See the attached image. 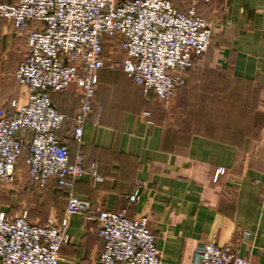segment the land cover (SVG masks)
<instances>
[{"label": "crops", "instance_id": "1", "mask_svg": "<svg viewBox=\"0 0 264 264\" xmlns=\"http://www.w3.org/2000/svg\"><path fill=\"white\" fill-rule=\"evenodd\" d=\"M192 2L213 26L206 58L187 72L167 106L145 96L123 71L101 68L81 141L73 140L69 121L56 137L69 147L71 160L81 155L84 169L96 165L103 179L67 178L65 189L87 200L91 214L124 209L129 217L146 215L163 264H192L196 246L213 238L231 244L249 264H264V0ZM25 51L23 35L0 18V105L27 99L26 86L13 77ZM50 97L72 115L80 90L71 83ZM8 112L14 108L8 105ZM29 138L27 133L22 156L26 177ZM218 168L224 172L216 177ZM138 187L139 200L130 203L128 195ZM43 188L61 192L59 220L65 189L55 178ZM88 214L69 217L59 264H98L103 241Z\"/></svg>", "mask_w": 264, "mask_h": 264}, {"label": "built area", "instance_id": "2", "mask_svg": "<svg viewBox=\"0 0 264 264\" xmlns=\"http://www.w3.org/2000/svg\"><path fill=\"white\" fill-rule=\"evenodd\" d=\"M210 1V0H204ZM0 18L11 20L23 35L24 58L13 73L26 86L27 99L0 105V184L12 181L23 156L30 183L43 187L49 178L69 187L67 178H103L96 165L84 169L81 155L70 158L69 147L56 131L69 121L73 140L81 141L84 123L93 111L97 72L105 67L104 42L114 40L123 52L109 67L123 71L145 96L167 103L184 84L186 72L204 58L212 37V23L199 14L194 2L180 9L176 0H18L0 1ZM74 83L80 101L74 114L52 104L51 91ZM149 111L144 112L148 116ZM151 123V121H149ZM224 168L216 170V177ZM63 216L44 223L31 221L27 212H0V264H59L60 249L69 239V217L90 213V204L69 189ZM140 189L128 195L139 200ZM91 214V213H90ZM95 232L103 241L98 264H163L148 217H129L124 209H96ZM192 264H249L231 244L215 238L198 244Z\"/></svg>", "mask_w": 264, "mask_h": 264}, {"label": "rangeland", "instance_id": "3", "mask_svg": "<svg viewBox=\"0 0 264 264\" xmlns=\"http://www.w3.org/2000/svg\"><path fill=\"white\" fill-rule=\"evenodd\" d=\"M176 1H181L185 7L189 3V0ZM103 49L105 54V67L110 68L109 66L114 61L121 59L123 56V52L119 48L118 43L114 40L107 39L104 42ZM208 52L209 48L203 59L206 58ZM200 61L189 70L200 65ZM158 103L167 106V103L160 101ZM233 117L237 116H228L229 120H232ZM241 117L248 118L249 116ZM15 171L12 181L0 184V211L10 214H18L25 211L33 222H46L49 218L56 217L61 206V192L57 189L41 188L37 184L30 183L25 175L23 157H20L18 160Z\"/></svg>", "mask_w": 264, "mask_h": 264}, {"label": "trees", "instance_id": "4", "mask_svg": "<svg viewBox=\"0 0 264 264\" xmlns=\"http://www.w3.org/2000/svg\"><path fill=\"white\" fill-rule=\"evenodd\" d=\"M56 180V179H55ZM46 185V184H45ZM45 185L43 186V187H45ZM59 186V185H58ZM43 187H41V188H43ZM62 189H65L66 187H64V186H60ZM64 192H65V199H66V197H67V193H66V189L64 190Z\"/></svg>", "mask_w": 264, "mask_h": 264}]
</instances>
